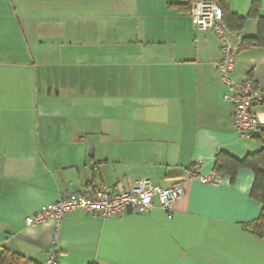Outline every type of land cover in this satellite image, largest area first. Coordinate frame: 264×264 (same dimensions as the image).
I'll list each match as a JSON object with an SVG mask.
<instances>
[{
    "label": "crops",
    "instance_id": "1",
    "mask_svg": "<svg viewBox=\"0 0 264 264\" xmlns=\"http://www.w3.org/2000/svg\"><path fill=\"white\" fill-rule=\"evenodd\" d=\"M170 0H0V247L43 264L55 222L28 227L71 193L182 182L169 209L110 218L71 211L58 264H264L253 171L203 183L218 152L262 148L233 125L217 65L221 41ZM252 0H230L247 17ZM264 15V0H261ZM249 18L233 38L253 37ZM264 91V48H241L232 74ZM253 113L264 123V104Z\"/></svg>",
    "mask_w": 264,
    "mask_h": 264
},
{
    "label": "built area",
    "instance_id": "2",
    "mask_svg": "<svg viewBox=\"0 0 264 264\" xmlns=\"http://www.w3.org/2000/svg\"><path fill=\"white\" fill-rule=\"evenodd\" d=\"M193 24L199 30L213 31L221 41L222 57L217 65L222 83L228 88L223 99L232 104L233 125L242 137L255 140L263 131L264 123L253 113L256 106L264 103L262 91L252 79L237 81L232 74L235 69V57L241 49L240 37L233 38L226 27L223 11L213 0H193L190 8ZM203 183H222L224 178L213 172L201 176ZM185 193L182 182L171 186H161L150 178H143L134 186L124 191L95 189L89 193H71L59 201L43 205L36 213L28 216L25 223L36 227L49 221L55 222V234L52 239V250L43 264H58V228L63 218L76 208L87 213L110 218L127 210L145 214L156 204L169 209L171 204Z\"/></svg>",
    "mask_w": 264,
    "mask_h": 264
},
{
    "label": "trees",
    "instance_id": "3",
    "mask_svg": "<svg viewBox=\"0 0 264 264\" xmlns=\"http://www.w3.org/2000/svg\"><path fill=\"white\" fill-rule=\"evenodd\" d=\"M193 0H170L169 6L180 13H190ZM216 1L222 11L226 27L229 31L240 33L246 25L249 18L257 19L258 32L253 37L241 38V48L249 46H258L264 48V15L261 13V0H252L250 11L247 17H242L232 12L230 0ZM264 104V103H263ZM262 148L244 158H237L226 152H218L215 157L214 172L223 178H229L231 183L237 179V174L241 169H250L254 174V181L251 190V196L262 204V211L258 219L243 225L245 231L259 238H264V127L262 134L256 139ZM0 264H41L35 259L12 252L6 248L0 247ZM95 264V263H94Z\"/></svg>",
    "mask_w": 264,
    "mask_h": 264
}]
</instances>
